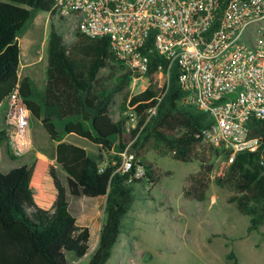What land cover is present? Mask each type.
I'll return each mask as SVG.
<instances>
[{
    "label": "trees",
    "instance_id": "trees-1",
    "mask_svg": "<svg viewBox=\"0 0 264 264\" xmlns=\"http://www.w3.org/2000/svg\"><path fill=\"white\" fill-rule=\"evenodd\" d=\"M53 4V0H0V106L18 87L33 118L57 143L56 164L35 158L30 165L7 173L0 171V264H69L67 255L75 259L87 255L90 230L78 225L70 212L66 189L55 165L65 172L71 196L105 197L97 246L87 264H106L120 234L122 219L136 198L135 184L144 178L158 183L156 176L160 171L145 159L151 149L171 154L179 162H198V171L190 176L194 195L190 189L183 190L185 196L197 200H201L197 189L211 174L212 158L220 154L202 138V130L209 125L208 115L180 104L183 93L176 68L172 69L168 90L157 105L158 89L152 82L158 67L165 70L167 61L156 52L149 55V86L125 99L137 118L134 127L127 124L129 115L118 121L110 116L113 95L127 87L134 75L115 59L108 38L77 33L74 41L65 45L51 23L43 88L39 90L27 76L20 78L21 32L38 12L54 15ZM111 80L114 87L108 90L105 84ZM156 105L155 115L149 117V110ZM121 109L126 111V106ZM254 126L263 140L260 150L237 154L224 174L215 178L217 186L231 194L227 202L249 217L247 233L264 224V163L260 159L264 121ZM66 134L86 139L109 153H121L128 147L133 151L134 167L141 166L144 175L135 179L133 170L115 172L120 164L117 156L100 166L84 148L63 142ZM5 140L7 131L0 130V144ZM8 153L11 155L9 147ZM227 157L228 154L223 155V159ZM226 258L230 260L233 254Z\"/></svg>",
    "mask_w": 264,
    "mask_h": 264
},
{
    "label": "built area",
    "instance_id": "built-area-1",
    "mask_svg": "<svg viewBox=\"0 0 264 264\" xmlns=\"http://www.w3.org/2000/svg\"><path fill=\"white\" fill-rule=\"evenodd\" d=\"M53 1L64 32L108 38L111 53L132 80L147 76L151 53L164 57L167 67L159 66L156 73L157 105L176 68L180 104L208 115L203 141L219 155L228 154L227 166L239 153L260 150L263 140L254 124L264 121V0ZM4 104L8 147L20 157L31 149V113L18 87ZM127 114L134 120L131 110ZM119 156L115 172L133 170L135 179L144 175L141 166L134 167L128 147ZM260 159L264 163V148Z\"/></svg>",
    "mask_w": 264,
    "mask_h": 264
},
{
    "label": "rangeland",
    "instance_id": "rangeland-1",
    "mask_svg": "<svg viewBox=\"0 0 264 264\" xmlns=\"http://www.w3.org/2000/svg\"><path fill=\"white\" fill-rule=\"evenodd\" d=\"M51 23L61 33L65 45L74 41L75 34L64 32L62 22L53 14L45 12H38L26 24L18 39L21 47L19 77L27 76L39 90L45 84ZM102 73L105 74L106 71L103 70ZM152 83L158 89L160 80L155 78ZM149 84L148 77H140L115 93L109 106L111 118L118 121L122 116L128 115L130 109L125 101L126 97L142 92ZM105 85L108 90L114 87L112 80ZM122 105L126 106V111L121 109ZM3 109H0V129ZM136 122L135 117L134 120H128L127 124L134 127ZM28 135L31 149L20 157H11L6 141L1 142L2 173L30 162L36 151L54 156L55 143L32 117L29 120ZM62 140L84 148L100 166H105L110 157L117 156L120 159L116 151L109 153L100 150L74 134H66ZM128 151L133 154L131 149L128 148ZM145 159L160 171L159 176H156L158 183H149L144 178L135 184L136 198L122 219L120 234L106 264H264V224L258 230L247 233L249 217L228 203L227 199L231 194L215 183V178L222 176L228 167L223 156L218 154L212 158L213 168L208 181L197 189L201 200L188 198L183 192L185 188L192 191L190 176L198 171L197 161L179 162L171 154H162L156 149H151ZM57 174L62 186L66 188L69 207L77 224L90 229L87 255L82 259H75L69 254L67 260L69 264H87L88 256L97 246L100 231L96 230L94 214L98 213L100 226L104 218L105 197L99 206L88 205L89 198L69 194L66 175L59 166ZM192 193L194 195L193 191ZM230 253L233 258L229 260L226 256Z\"/></svg>",
    "mask_w": 264,
    "mask_h": 264
},
{
    "label": "crops",
    "instance_id": "crops-1",
    "mask_svg": "<svg viewBox=\"0 0 264 264\" xmlns=\"http://www.w3.org/2000/svg\"><path fill=\"white\" fill-rule=\"evenodd\" d=\"M1 107H3L4 109H3V117H2V124H1V129L0 130H5L6 129V127H5V122H4V114H5V104H4V102L1 104V106H0V109H1ZM31 117L33 118V116L31 115ZM37 122L41 125V123L37 120ZM6 141V140H5ZM63 141V140H62ZM64 142V141H63ZM55 143V142H54ZM68 143V142H67ZM56 144L57 143H55V145H54V149L56 148ZM71 144V143H70ZM5 145H6V147H7V150H8V143H7V141L5 142ZM74 145V144H73ZM77 146V145H76ZM80 147V146H79ZM55 151V150H54ZM55 157H56V153L54 154V156H53V154H51V155H48L47 154V152H39V151H36V153L32 156V158H31V160H30V162H28V163H25V164H23V165H30L32 162H33V160L35 159V158H40V159H42V160H45V161H48V162H50V163H52V164H56L55 163ZM56 166V168H57V170H58V165H55ZM11 170V169H10ZM7 173V172H6ZM65 173V172H64ZM58 175V174H57ZM66 175V174H65ZM60 180V179H59ZM65 180H66V176H65ZM61 182V181H60ZM66 185H67V183H66ZM66 189V188H65ZM73 197H75V196H73ZM76 197H80V196H76ZM102 198L103 197H97V198H89V200H88V205H97V206H99L100 204H101V202H103L102 201ZM66 199H67V195H66ZM93 199H96V201L94 202L93 201ZM67 201H68V199H67ZM96 208V207H95ZM69 209H70V207H69ZM97 209V208H96ZM97 211V210H96ZM70 212L71 213H73L72 211H71V209H70ZM78 213V212H77ZM74 214V213H73ZM72 214V215H73ZM95 215V223H96V230H99L100 228H101V226H102V224H100V226H99V221H98V213L96 212V214H94ZM76 223H77V220H76ZM86 227V226H85ZM90 230V229H89Z\"/></svg>",
    "mask_w": 264,
    "mask_h": 264
},
{
    "label": "bare ground",
    "instance_id": "bare-ground-1",
    "mask_svg": "<svg viewBox=\"0 0 264 264\" xmlns=\"http://www.w3.org/2000/svg\"><path fill=\"white\" fill-rule=\"evenodd\" d=\"M23 45H25V44H23Z\"/></svg>",
    "mask_w": 264,
    "mask_h": 264
}]
</instances>
